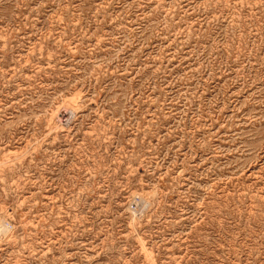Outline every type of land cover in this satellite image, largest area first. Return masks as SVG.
I'll use <instances>...</instances> for the list:
<instances>
[{"label": "rangeland", "instance_id": "obj_1", "mask_svg": "<svg viewBox=\"0 0 264 264\" xmlns=\"http://www.w3.org/2000/svg\"><path fill=\"white\" fill-rule=\"evenodd\" d=\"M0 264H264V0H0Z\"/></svg>", "mask_w": 264, "mask_h": 264}, {"label": "bare ground", "instance_id": "obj_2", "mask_svg": "<svg viewBox=\"0 0 264 264\" xmlns=\"http://www.w3.org/2000/svg\"><path fill=\"white\" fill-rule=\"evenodd\" d=\"M73 108H74V107H73ZM73 108H72V106L70 105V109H69V111H70V110L72 111V110H73ZM66 109H67V107H65V109H64V110H66ZM66 111H67V110H66ZM66 111H64V113H63V116H64V115H66V116H67V114H69V113H67ZM69 111H68V112H69ZM69 115H71V114H69ZM141 202H142V201H141Z\"/></svg>", "mask_w": 264, "mask_h": 264}]
</instances>
